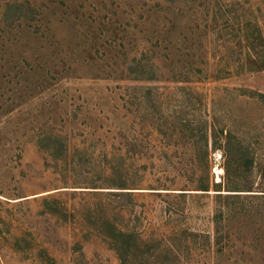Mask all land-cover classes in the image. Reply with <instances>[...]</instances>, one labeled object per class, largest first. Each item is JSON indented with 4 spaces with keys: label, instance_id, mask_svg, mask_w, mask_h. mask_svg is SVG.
<instances>
[{
    "label": "rangeland",
    "instance_id": "374dc122",
    "mask_svg": "<svg viewBox=\"0 0 264 264\" xmlns=\"http://www.w3.org/2000/svg\"><path fill=\"white\" fill-rule=\"evenodd\" d=\"M257 29L264 0H0V264H264V197L225 190L264 187Z\"/></svg>",
    "mask_w": 264,
    "mask_h": 264
},
{
    "label": "trees",
    "instance_id": "16d2710c",
    "mask_svg": "<svg viewBox=\"0 0 264 264\" xmlns=\"http://www.w3.org/2000/svg\"><path fill=\"white\" fill-rule=\"evenodd\" d=\"M258 33H257V37L259 38L260 40V44L257 40H255L254 38H257V37H254V38H248L247 37V48H248V51L251 53L252 57H250V61L253 63V64H256V67L257 68H263L264 67V38L262 35H260V31L257 29ZM211 124V123H210ZM211 128H212V132L214 131L215 132V128L213 127V124H211ZM221 133H224V136H225V142L226 144H228L231 139L235 136V133L229 128H221L220 129ZM253 161H254V158H251L250 160V166L253 165ZM226 171L228 172V169H226ZM264 175V171L262 173V176ZM210 181H208L207 179H204L202 178L201 179V183H200V187L198 188L199 190H202L203 192H207L210 190ZM214 186V190L217 191V193H215V199L216 201L221 199V198H231V197H239V195L241 193H238V192H228V193H223L221 192L222 189H221V181H216L212 184ZM225 190H233V191H237V190H245V191H260V196L264 197V187H260L259 189H253V187H247V188H244V189H240L238 187H233V188H228V189H225ZM181 194H185V192H180ZM115 194V193H114ZM245 194V193H244ZM256 195H258L259 193H254ZM216 209L214 211V214H213V218L214 220H219V217H221V214H222V211H223V206L222 207H218V205H216ZM122 236H127V237H132L131 235L128 236L127 234L128 233H120ZM115 247V245H114ZM169 248H171V246H168V247H160V252L164 253L165 254V257L168 255V254H171V255H174L173 251H170ZM117 249V247H116Z\"/></svg>",
    "mask_w": 264,
    "mask_h": 264
}]
</instances>
